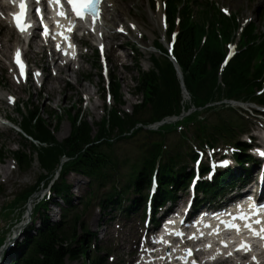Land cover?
<instances>
[{
    "label": "rangeland",
    "instance_id": "rangeland-1",
    "mask_svg": "<svg viewBox=\"0 0 264 264\" xmlns=\"http://www.w3.org/2000/svg\"><path fill=\"white\" fill-rule=\"evenodd\" d=\"M129 2V5L126 6V10H131V7L135 6V8H138L139 5H141V2L139 0H127ZM216 2L223 4L226 7L231 8V10H237L239 14H243V16L246 17L247 11L252 10V16L254 18V21L259 24L260 27L264 28V15L263 19L260 21L259 20V11L263 10L264 11V0H215ZM138 15L142 18L143 24L146 26H149V30L153 31V33H156V27L153 23H150L141 12H138ZM91 55L87 56V61L91 63ZM85 73L90 75L91 80L90 81H83L80 76V73ZM97 70L94 68H90V66L83 65L81 70L78 73H74L73 77H71L72 80L77 81L78 85L82 88L85 89L86 91L90 93L97 92L98 88L100 87V80L97 76ZM2 75V74H1ZM114 76H116L121 84V93L123 95V100L130 104H135L140 100V96L134 97L133 94L131 93V84L132 82L128 81L126 77H124L122 74H120V71H116V73H113ZM59 88L56 90H48L50 88V84L46 86V91L42 93L39 97H32L31 100L33 101L34 104H36L41 110L42 115L44 118H46V113L48 110H58L60 114L62 113V110L64 108H67L71 106L73 102H77L79 98V92L77 88L75 87L71 91L67 90V87L64 86V82L62 78H59ZM99 92V91H98ZM27 93H19L21 98H26ZM49 98V99H47ZM86 116V115H85ZM90 118L89 121H94L96 118V114H89ZM64 120L59 128H57L56 132L57 135L60 136L61 133H65L68 131L69 124L68 120L63 116ZM87 118V117H86ZM15 123H19L17 119H13ZM54 121L51 122L52 127H54ZM1 149L4 150H16V149H24L27 153H30V145L29 143L24 140L17 131H5V132H0V151ZM40 173L39 166L37 162L35 161L33 163V167L30 171V173L27 174V176H19V175H14L12 179L10 180L9 184L7 185L8 191H12L13 188H16L15 185H21V186H26V185H32L36 182V179ZM69 176L68 180L69 183L73 185V194L75 196H78L82 193L84 189V184H82V180L78 178H70ZM79 186V188H77ZM78 189V190H76ZM43 192L39 193V195L42 196ZM36 195L35 197H37ZM51 209V208H50ZM52 220H57L58 218V208L52 209V215L50 216ZM101 225L103 226L98 227L99 229V235L101 237L104 236V221L101 222ZM114 228V224L110 223V229L112 230ZM82 261L79 260L75 262L74 264H81Z\"/></svg>",
    "mask_w": 264,
    "mask_h": 264
},
{
    "label": "trees",
    "instance_id": "trees-1",
    "mask_svg": "<svg viewBox=\"0 0 264 264\" xmlns=\"http://www.w3.org/2000/svg\"><path fill=\"white\" fill-rule=\"evenodd\" d=\"M177 1V0H175ZM201 9L204 10V12L199 13V28L202 30V26L205 21H213L215 19V14L213 13V8L207 6L203 7L201 5ZM183 16L185 18L184 22L182 23V26L184 27L186 19H187V13L185 10L183 11ZM217 39L215 35H211V38L209 39L207 43V47L209 49H212L216 47ZM249 53H254L251 49ZM248 53V54H249ZM246 54V55H248ZM199 61L211 62L214 63L215 58L211 56L209 52H207L203 59H199ZM166 72L170 73V71H167V65H165ZM203 73V66L198 65L197 69L192 70L189 72L188 79L191 81H194L199 75ZM231 82H240L239 79L232 78L230 79ZM170 81H165L163 84H166ZM149 92L145 93L147 91L145 83L139 87V92H143L145 94V100L147 96L150 97V95L155 96L157 94L156 87L149 86ZM149 97L147 98V101H150ZM36 116V113H34L33 116H31L29 121H26L24 123V127L26 130L31 126L30 122L31 120ZM34 127L38 131L40 138L44 142H51V137L49 132L47 131L45 127L44 121L38 117L35 121ZM89 128L82 124V127L80 129H76L75 135L76 138H88L89 139ZM65 148H61L63 151ZM56 150V151H54ZM59 153L58 149H44L42 148L41 152L39 153V158L42 163V165L46 168L51 167V165L56 161L57 154ZM23 159L26 160V157L23 156ZM41 234L43 235L42 238H39L35 243V249L33 251V254L29 256V258L26 260V264H65V260L71 259L75 260L78 259L81 254H84L87 249L85 247V243L82 240H77L74 244L75 246L71 247L69 245V241L73 242V237H70L69 239H64L59 233L57 229H52L51 231H48L45 229V226H43V231H41Z\"/></svg>",
    "mask_w": 264,
    "mask_h": 264
},
{
    "label": "snow or ice",
    "instance_id": "snow-or-ice-1",
    "mask_svg": "<svg viewBox=\"0 0 264 264\" xmlns=\"http://www.w3.org/2000/svg\"><path fill=\"white\" fill-rule=\"evenodd\" d=\"M67 2L71 6L72 12L77 17L83 19L88 13H91L93 19L95 20V18L99 15V5L101 4L102 0H67ZM49 3H54L55 5L60 6L61 9L63 7L62 0H49ZM19 7H20V12H19L18 15H14V20H15L16 27L18 28V30H20L21 32H24V31L28 30L31 27V25L28 24L27 21H26L27 12H26L25 0H20ZM36 11H37L38 14L40 13V9L39 8H37ZM58 15L61 16V17H64L65 16V12L63 10H61V11L58 12ZM72 27H74V25H71L69 27V29H68L69 32L71 31ZM121 31H123V29H121ZM43 34L45 36H47L49 34L46 27L44 29V33ZM59 35H61V37L63 39H65V40L69 39V37L67 35H65L63 32L59 33ZM69 46H71V45H69ZM57 47L59 48L60 46L58 45ZM101 47H103V46H101ZM65 54H67V53H65ZM16 62L18 64V66L21 68V74H23L24 64H23V61L21 59V54H20L19 50H17V53H16ZM36 75H39V74L37 73ZM261 155H264V153H261ZM223 164L226 165L227 162L225 161V162H223ZM251 207L254 209V214L258 216L259 212L256 211L258 206L253 204V205H251ZM239 219H244L245 221H247L249 219V217H247L245 214L241 213ZM255 223L256 224H261L262 222L259 219H257L255 221ZM245 226L250 231H252L254 235L261 236L262 238H264V229H261V231L257 232L256 229H254L252 227L251 223H246ZM229 227L235 228L237 231H239V226L234 224V223L229 225ZM175 235L182 237L183 233L176 232ZM190 238L194 239L195 236L190 237ZM159 242L164 243L163 238H161ZM242 250H245V251L249 250V246H247V245L242 246ZM187 252H188V255L191 256L192 251L189 249V250H187ZM255 259L256 258L253 257V260H255ZM193 264H195V262H193Z\"/></svg>",
    "mask_w": 264,
    "mask_h": 264
},
{
    "label": "bare ground",
    "instance_id": "bare-ground-1",
    "mask_svg": "<svg viewBox=\"0 0 264 264\" xmlns=\"http://www.w3.org/2000/svg\"><path fill=\"white\" fill-rule=\"evenodd\" d=\"M106 27L104 26V29H105ZM32 203H33V201L29 204V207L31 208L32 207Z\"/></svg>",
    "mask_w": 264,
    "mask_h": 264
}]
</instances>
